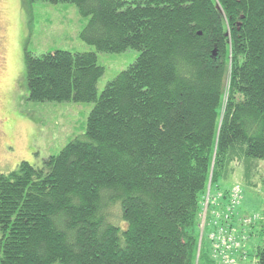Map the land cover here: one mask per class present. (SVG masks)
<instances>
[{
	"label": "trees",
	"instance_id": "16d2710c",
	"mask_svg": "<svg viewBox=\"0 0 264 264\" xmlns=\"http://www.w3.org/2000/svg\"><path fill=\"white\" fill-rule=\"evenodd\" d=\"M37 1L73 3L96 51L139 53L98 94L95 52L25 50L30 101L93 107L58 154L0 172V264H218L208 184L238 165L264 190V0Z\"/></svg>",
	"mask_w": 264,
	"mask_h": 264
},
{
	"label": "rangeland",
	"instance_id": "374dc122",
	"mask_svg": "<svg viewBox=\"0 0 264 264\" xmlns=\"http://www.w3.org/2000/svg\"><path fill=\"white\" fill-rule=\"evenodd\" d=\"M86 22L73 3L0 0V172L13 170L22 160L39 165L46 157L58 154L69 141L84 133L93 107L92 102L30 101L25 50L34 55L56 49L95 52L104 68L97 83L98 94L138 56L134 49L117 53L96 51L80 38ZM253 181L248 185L242 167L234 165V173L218 185L223 191L239 184L243 190L239 213L256 215L257 224L264 219V190L258 177ZM251 229L246 242L247 259L238 264H255L253 250L263 237L251 233ZM209 230L206 227L204 238Z\"/></svg>",
	"mask_w": 264,
	"mask_h": 264
},
{
	"label": "built area",
	"instance_id": "2783aa9c",
	"mask_svg": "<svg viewBox=\"0 0 264 264\" xmlns=\"http://www.w3.org/2000/svg\"><path fill=\"white\" fill-rule=\"evenodd\" d=\"M243 191L239 184L233 185L224 194L210 190V183L202 202L200 230L206 227L210 255L218 264H238L246 257V242L249 228L257 219L256 215H241L238 212Z\"/></svg>",
	"mask_w": 264,
	"mask_h": 264
}]
</instances>
